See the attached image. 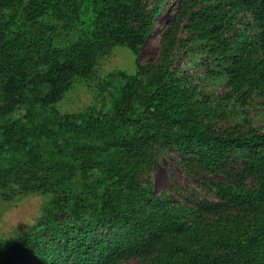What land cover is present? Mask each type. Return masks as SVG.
<instances>
[{"label":"trees","instance_id":"trees-1","mask_svg":"<svg viewBox=\"0 0 264 264\" xmlns=\"http://www.w3.org/2000/svg\"><path fill=\"white\" fill-rule=\"evenodd\" d=\"M165 1L0 0V196H49L27 233L0 239V264H264V129L222 106L264 103V0L181 1L162 60L120 73L110 111L35 122L118 45L139 56ZM178 43L220 66L224 95L172 70ZM170 147L217 200L144 177Z\"/></svg>","mask_w":264,"mask_h":264},{"label":"rangeland","instance_id":"rangeland-1","mask_svg":"<svg viewBox=\"0 0 264 264\" xmlns=\"http://www.w3.org/2000/svg\"><path fill=\"white\" fill-rule=\"evenodd\" d=\"M166 0L164 8L155 17L154 26L149 31L141 48L139 56L124 45H118L107 56L101 59L94 75L88 80L76 82L64 96L52 105L38 104L35 122L56 121L61 114L84 112L91 107L101 108L106 111L112 109V93L115 92V84L120 82L119 75L122 72L134 73L139 65H157L162 60L161 50L164 46V36L170 29L171 21H175L180 15V7L185 0ZM182 3L180 4V2ZM249 26V24H248ZM251 26H249V30ZM182 38H187V31L183 28L180 32ZM171 54L172 70L180 77L188 80L189 85L197 87L198 91H204L210 97L219 98L228 90L226 81L219 75L220 66L208 58L205 51L193 48H185L181 44L176 45ZM227 100L222 106L232 110V119L241 120L247 116V120L259 129H264V103L261 98L252 96L247 104L240 108H233V101ZM27 108L20 111V117L27 121L25 116ZM231 119L221 121L220 126L226 127ZM207 179L226 181V176L219 173H211L205 169L199 170ZM150 179L153 187L160 193L165 190L176 198L186 201L185 196L200 200L209 198L217 200L213 192L203 184L202 177L189 170L184 162L182 154L170 147L167 151L159 153L155 159L153 169L144 174ZM49 199L43 193H21L9 199L0 196V239L25 234L30 227L38 222L43 215L46 201ZM138 257L131 256L123 259V264H138ZM14 264H35L33 261H17Z\"/></svg>","mask_w":264,"mask_h":264}]
</instances>
